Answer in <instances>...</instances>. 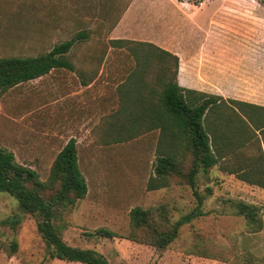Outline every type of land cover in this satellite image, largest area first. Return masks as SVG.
<instances>
[{"label":"rangeland","instance_id":"rangeland-1","mask_svg":"<svg viewBox=\"0 0 264 264\" xmlns=\"http://www.w3.org/2000/svg\"><path fill=\"white\" fill-rule=\"evenodd\" d=\"M79 1L0 0V58L35 57L72 39L78 31L103 23L108 28L115 24L117 13H91L89 8L80 12ZM221 1L203 0L202 7L191 3L192 8L186 10L176 6L183 19L179 48L184 58L197 48L204 31L215 29L210 26L211 20L219 17ZM167 15L170 17L168 11ZM186 18L193 20L192 25ZM173 24H177L174 14ZM94 45V49H105L107 42ZM75 51L73 46L68 53L71 59ZM74 84L72 76L61 79L54 73L17 85L0 96V148L11 152L16 163L34 170L39 181H47L57 153L72 136L76 138L78 166L87 194L57 221L68 245L95 250L110 264H228L221 258L224 251L250 254L256 259L251 264H264V190L221 172L219 166L206 176H198L202 215L183 225L177 239L166 249L160 251L131 241L132 208H166L170 220L175 221L194 209L196 199L191 188L175 177L168 188L148 191L147 182L154 176L158 132L124 143L102 140L98 133L101 126L82 124V114L73 98L64 99ZM104 88L108 92L110 84ZM245 154L242 158L246 160L258 156L264 160L263 145L260 149L253 145ZM229 158L224 161L230 166ZM206 188L212 190L211 196H206ZM237 201L257 207L260 231L249 227L236 213L232 203ZM101 228L116 237L94 236ZM0 264H65L47 258L36 230V218L24 214L17 201L5 193H0Z\"/></svg>","mask_w":264,"mask_h":264},{"label":"trees","instance_id":"trees-1","mask_svg":"<svg viewBox=\"0 0 264 264\" xmlns=\"http://www.w3.org/2000/svg\"><path fill=\"white\" fill-rule=\"evenodd\" d=\"M182 1V0H179ZM197 5L203 0H185ZM264 4V0H259ZM80 33L54 45L35 57L0 58V96L7 90L40 78L53 69L73 70L66 55ZM111 46L122 48L132 57L133 66L117 88V109L95 126L102 140L124 143L158 132L154 176L147 182L148 191L168 188L173 177L180 178L192 190L196 206L178 220L171 221L166 208H132L129 212V239L157 250L174 242L180 228L202 215L203 197L196 181L215 166L239 181L264 190V160L258 156L242 158L260 144L264 148V107L180 87L177 84L179 60L176 55L154 45L112 40ZM229 158L228 161H224ZM221 161H224L221 163ZM206 196L212 195L210 188ZM0 193L14 198L20 210L36 218V230L49 260L65 264H110L100 253L68 245L61 236L64 213L85 198L87 185L71 138L55 156L47 181H39L36 172L15 162L11 152L0 148ZM232 207L249 227L260 231L262 222L256 206L237 201ZM94 236L115 238L101 228ZM16 243L12 249L15 250ZM228 264H251L250 254L221 255Z\"/></svg>","mask_w":264,"mask_h":264},{"label":"crops","instance_id":"crops-1","mask_svg":"<svg viewBox=\"0 0 264 264\" xmlns=\"http://www.w3.org/2000/svg\"><path fill=\"white\" fill-rule=\"evenodd\" d=\"M176 6L192 8L191 2L185 0H80V12L89 8L91 13H117L115 24L108 28L103 23L78 31L83 38L74 43L72 59L67 55L72 71L53 69L29 82L54 73L61 79L72 76L75 84L64 99L73 98L82 114V124L96 126L117 109V88L133 66L132 57L124 49L111 46L110 41L129 40L176 55L177 84L182 88L264 107V4L259 0H222L219 17L211 20L210 26L215 29L204 31L197 48L185 58L179 48L183 19ZM202 6L201 2L198 7ZM173 14L177 24H173ZM186 21L193 23L188 18ZM103 40L107 42L105 49H94V43L102 45ZM115 76L118 80L113 82ZM108 83L107 92L104 86Z\"/></svg>","mask_w":264,"mask_h":264}]
</instances>
